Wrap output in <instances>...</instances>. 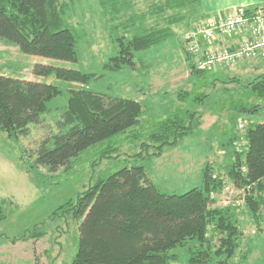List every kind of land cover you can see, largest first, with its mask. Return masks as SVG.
Segmentation results:
<instances>
[{"label":"rangeland","instance_id":"374dc122","mask_svg":"<svg viewBox=\"0 0 264 264\" xmlns=\"http://www.w3.org/2000/svg\"><path fill=\"white\" fill-rule=\"evenodd\" d=\"M57 1L50 20L55 23L56 16L63 14L64 27L76 36L78 63L27 56L0 39V75L59 86L63 94L49 104L50 111L43 116L42 125L49 130L31 125V134L19 139H10L0 131V201L5 203L6 212L0 223V264H72L79 247L80 221L74 212L66 210L76 206L84 191L97 181L134 166H143L158 189L172 195L200 188L206 167L212 170L215 178L224 180V187L212 193L211 208L232 209L241 233L237 254L228 264H264V186L262 190L248 188L256 202V208H249L246 191L237 190L230 177L237 165L236 153L243 155L247 149L248 124L264 122V100L255 99L246 88L257 75H264V65L258 70L260 62L241 63L201 76L192 74L191 59L186 53L188 36L208 19L202 17L199 2L174 8L173 0H123L119 1L122 8L124 4L121 14L117 15L116 7L107 20L101 0ZM232 9L227 8L226 12ZM147 30H168L174 35L158 47L138 53L136 71L125 67L113 73L103 68L119 51L121 39L145 34ZM229 44L230 41L223 42L224 47ZM198 59L195 56L192 61L196 63ZM37 64L94 74L97 79L77 87L141 102L145 112L139 127L94 145L72 160L69 170L50 173L44 168L31 169L36 159L33 152L41 140L50 130L52 135L59 133L57 122L67 109L71 89L69 83L60 82L55 76L37 78L33 72ZM243 103H259L260 115L242 118L231 112L232 105ZM167 119L171 120L169 124L174 119L183 120L195 131L175 145H171V138L158 157L161 146L150 136L160 132L164 125L161 123ZM106 148L117 152L109 154V158L104 154ZM34 230L44 237L11 242ZM214 238L218 245L219 235ZM178 254L180 260L176 264H186L185 248H180Z\"/></svg>","mask_w":264,"mask_h":264},{"label":"trees","instance_id":"16d2710c","mask_svg":"<svg viewBox=\"0 0 264 264\" xmlns=\"http://www.w3.org/2000/svg\"><path fill=\"white\" fill-rule=\"evenodd\" d=\"M119 1L123 0H101L107 20L116 7L119 8L115 10L117 15L121 14L124 4L122 8ZM173 1L171 7L174 8L192 2L200 4V0ZM56 2L0 0V39L27 56L78 63L76 36L70 28L64 27L63 14L56 16L55 23L50 20ZM262 6L246 8L254 10ZM227 12L216 17L211 15L206 22L221 20ZM170 35H174L173 31L147 30L145 34L127 35V40H120L117 54L103 68L113 73L125 67L136 71V55L158 47ZM186 53L191 59L192 74L201 76L219 68L200 71L197 63L192 61L195 55ZM33 72L39 79L55 76L58 81L69 83L71 89L68 90L67 109L57 122L59 133L52 135L50 130L41 140L33 152L36 159L31 169L44 168L50 173L69 170L72 160L80 158L94 145L139 127L145 112L141 102L77 87L90 84L98 76L40 64L34 66ZM246 86L255 99L264 100V75H257ZM62 95L59 86L0 75V131L10 139L28 137L32 132L31 125L44 126L43 116L50 111L49 104ZM259 105L243 103L232 105L230 110L238 117L253 118L260 115ZM169 121L161 123L164 124L161 131L150 136L151 141L161 146L157 150L158 157L171 138L174 142L170 144L175 145L195 131L192 126H185L183 120L174 119L171 124ZM250 122L245 135L247 149L243 155L236 153L237 165L230 177L237 190L246 191L245 202L249 208H256L248 188L262 190L264 186V122ZM104 152L109 155L117 150L106 148ZM203 175V186L181 195L162 193L143 166L124 168L97 181L95 186L84 191L76 206L71 205L66 210L74 212L80 221L79 247L72 264H176L180 260V248H185L186 264H228L237 254L241 239L238 220L230 208H211L212 193L223 189L224 180L215 178L207 167ZM4 204L0 201V223L6 218ZM215 234L219 235L218 245H215ZM42 237L44 234L34 230L11 242L17 244Z\"/></svg>","mask_w":264,"mask_h":264},{"label":"built area","instance_id":"2783aa9c","mask_svg":"<svg viewBox=\"0 0 264 264\" xmlns=\"http://www.w3.org/2000/svg\"><path fill=\"white\" fill-rule=\"evenodd\" d=\"M226 40H231L228 47L223 45ZM188 42L187 52L200 57L196 62L200 71L242 61L264 63V5L254 10L239 7L221 20H208L193 29Z\"/></svg>","mask_w":264,"mask_h":264},{"label":"crops","instance_id":"0c3cea01","mask_svg":"<svg viewBox=\"0 0 264 264\" xmlns=\"http://www.w3.org/2000/svg\"><path fill=\"white\" fill-rule=\"evenodd\" d=\"M262 4H264V0H200L199 7H201L202 17L205 19L218 12H226L227 8L236 9ZM259 69H262V66Z\"/></svg>","mask_w":264,"mask_h":264}]
</instances>
